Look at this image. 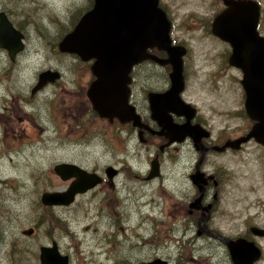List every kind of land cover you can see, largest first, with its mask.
Here are the masks:
<instances>
[{
	"label": "rangeland",
	"instance_id": "obj_1",
	"mask_svg": "<svg viewBox=\"0 0 264 264\" xmlns=\"http://www.w3.org/2000/svg\"><path fill=\"white\" fill-rule=\"evenodd\" d=\"M31 3L0 0V11L8 9L13 26L26 32V49L14 62L6 53L0 55V94H28L37 73L46 68L59 70L62 77L35 98L33 121L10 98L0 107V264H40L39 247L52 241L70 264H138L157 257L170 264H232L223 244L196 237L192 228L183 231L179 225L184 214L173 191L185 186L176 177L197 158L189 143L180 157H170L177 154L172 150L161 164L160 177L147 180L149 161L160 142L142 143L128 125L109 124L92 112L76 115L90 78L89 64L60 52L57 43L69 33L68 24L78 12L91 7L90 1L37 0L29 11ZM161 5L174 21L172 38L187 50L181 97L196 108V121L212 130L211 142L245 135L252 123L243 109L241 72L227 63L228 44L210 32L213 0H161ZM169 71L154 62L133 71V100L146 117V94L166 89ZM54 94L62 101L57 100L53 112L44 99ZM243 144L237 151L205 156L207 171L227 173L217 214L218 226L232 234L243 232L247 221L262 222L263 216L264 150L252 139ZM59 162L101 172L113 165L120 174L113 188L98 184L69 206H44L42 192L65 191L73 180L53 171ZM254 238L264 250V239ZM256 264H264V258Z\"/></svg>",
	"mask_w": 264,
	"mask_h": 264
},
{
	"label": "water",
	"instance_id": "obj_2",
	"mask_svg": "<svg viewBox=\"0 0 264 264\" xmlns=\"http://www.w3.org/2000/svg\"><path fill=\"white\" fill-rule=\"evenodd\" d=\"M226 8L219 12L212 22V33L231 47L227 58L229 65L242 71L240 84L244 91V110L253 122L249 131L238 138L227 140L222 151L229 147L238 150L241 143L254 139L264 146V38L257 30L258 7L253 2L223 0ZM170 21L158 6V0H93V6L87 10L71 32L59 42L62 52L77 54L86 61L93 59L91 71L95 79L87 89V95L93 108L102 117H117L120 122L131 121L138 128L149 129L133 106L128 105V87L132 67L150 59L160 65H171L169 72L170 87L162 93L150 92L151 118L162 129H166L169 142L181 141L185 137L193 140L194 147L200 149L202 137L209 132L199 124L191 125L196 110L180 97L184 88L182 56L183 46L172 45L169 37ZM22 34L16 30L4 13L0 12V47L8 50L9 56L22 49ZM156 47L167 53L166 58L158 57L147 51ZM59 77L57 71L46 70L38 75V86ZM168 112L183 115L181 125L172 123ZM141 130L138 137L141 140ZM161 134V132H157ZM206 150V149H205ZM202 150L200 158L204 156ZM201 159H199L200 161ZM53 171L63 180L72 178L65 191L43 192L41 203L46 206L69 205L77 194L86 192L100 182L96 173L88 172L72 163H58ZM116 173L113 167L106 168L111 178ZM159 174L157 157L150 161L148 178ZM196 179L197 176L195 175ZM252 232L263 235L264 231L253 227ZM32 230L25 231L29 234ZM233 264H253L260 257V249L252 241L244 239H225ZM40 264H69L68 256L62 255L55 241L51 246H41ZM142 264H169L168 261L155 258Z\"/></svg>",
	"mask_w": 264,
	"mask_h": 264
},
{
	"label": "flooded vegetation",
	"instance_id": "obj_3",
	"mask_svg": "<svg viewBox=\"0 0 264 264\" xmlns=\"http://www.w3.org/2000/svg\"><path fill=\"white\" fill-rule=\"evenodd\" d=\"M200 1L204 2V0H200ZM234 1L253 2L257 5V7H258V22H257L256 30L260 36L264 37V0H234ZM217 3L221 4V7H215ZM92 6H93V0L91 2V7L89 9H91ZM158 6L164 11L167 19L170 21L171 26H170V30H169V37L171 40V44L179 45L176 43V41L171 36L172 29L174 27L173 19H171L169 17L168 11L161 5V0H158ZM224 8H226V6H225L223 0H213V5H212V9H211L213 17H212V21H210V24H211L210 32H211V34H213L211 30H212V22L214 20V17L219 12H221ZM86 11L78 12V14H77L78 17L75 16V17H77L76 20L72 24L71 23L68 24V25H70L69 32L73 30L77 21L80 19L82 14L85 13ZM0 12L4 13L5 16L8 18V20L10 21L11 18L9 17V15L11 16V14H10V11L8 9L1 10ZM15 28L18 31H20V33L22 34V41H23L22 49L20 51H18L17 53H15L13 58H11L9 56L8 50L0 47V55L2 53H6V56L8 57V59L11 62H14L16 60L17 55L20 52H24V50L26 49V46H25L26 45V32L23 31V29L21 27L19 28V27L15 26ZM59 42L57 43V46H58ZM227 44L229 46V49H231L229 43H227ZM147 51L152 53V54H155L161 58H166L168 56L164 50H158L156 47L148 48ZM70 54L74 55L75 58L78 59V61H80L83 65L87 66V64H89V70L91 73L85 92L80 93V94H83L84 98H83V102L79 103L78 109L80 110V112L78 111L76 115L78 117H82L83 115H86L88 112H92V114H95L97 117L101 118L102 120H106L109 124H125V125H128L130 128H132L133 131L136 130L137 136H138L139 130H141L142 131L141 132V140H139V141L142 143H146L147 141H149L151 139H155L157 142H160L158 145V151L153 154V158L157 157V160L159 163L160 174L157 177H160L162 175L161 170L163 167L162 166L163 162H165V159L171 154L172 150H175L177 154L170 155V157H173L174 155H178V157H180L182 154V150H184V148L187 145L186 143H189L191 145L189 147V151L193 153L194 158H195V155H197V158L195 160L193 159L195 162L194 163L192 162L193 165L190 164L191 166L189 167L188 171L184 172L181 177H176V178H180L183 181V184L185 186H181V187L177 188L176 191L172 190L174 193V198L180 204L181 210L183 211V214H184V215L180 214V218H179V222H180L179 225L181 227H183V231H185L186 229L192 228L194 236L199 237V238H207V239H210L214 242H218V243L223 244L227 248L229 256H230V252H229V249L227 247V244L225 243V239H231V240L244 239L246 241H252L260 249V257L253 264H256L257 262L262 261L264 258V250L262 248V245L259 242L255 241L254 237L259 238V239H264V234L263 235H256L252 232L251 229L253 227H258L264 231V201L263 200L260 201V205H259V207L261 209V211L259 213L260 218L263 215L262 216V222L259 221V222L253 223L252 220L247 221L245 223L244 231L243 232L237 231L235 234H232V232L228 233L224 230V228L218 226V223L220 222V220H219V216L217 213L223 206V200L225 198V197H223V194H224L223 187H224V185L227 184L226 182H227L228 176H227V173L224 171H217L215 169H212V170L208 169L209 171H207L205 169V156H206V154H208L211 151L217 152L218 154H225L226 152L237 151V150H233L229 147L225 148L222 151H217L214 149L215 146L221 147L227 140H229L231 138H220V139L217 138L211 142L210 139L212 137V130L204 127L203 126L204 123L196 121L198 114H197L196 108H194L193 106L192 107L196 110V112H195L194 117H192V119L190 121L191 125L199 124L200 126H202L205 130H207L209 132L208 137H202L201 138L200 142H201L202 146L200 147V149H196L194 147L193 140L190 137H185L184 139H182L179 142H177V141L169 142L170 138H169V135L167 133V130L162 129V127L158 125L157 121L151 118V110H150V103L148 100V94L150 92L162 93L170 87V79L168 76L170 71L167 74L169 84H168V87L166 89H164L162 91L150 90L146 94L147 104H148L147 108L149 110V117H146L145 114H142L141 109L134 102L133 99H136V97L132 91L131 84L133 82V80H132L133 79V77H132L133 71L136 68H138L139 66L146 64L148 62H153V61H151L150 59H145V60L141 61L140 63L134 65L132 67V71L130 72L131 82L129 85L130 92L128 94V105H131L134 107L135 112L140 116L141 121L144 124H146L149 127V129H151L153 131V133H152L150 130L145 129L143 127L138 128L137 126H134L131 121L122 123V122H120V120L117 117L108 118V117L100 116L98 114V112L93 108V105H92V103H91V101L87 95V89L89 88V85L91 84V82L95 79V77L91 71V65H92L94 60L90 59V60L84 61V60L80 59V57L77 54H74V53H70ZM183 65H184V61L182 58V72H183ZM162 66L170 67V70H171L170 64H166V65H162ZM44 70L58 71L59 75H60L58 80H60L62 77V73L55 68H46ZM41 71H43V70H41ZM41 71H39L37 73L35 82L31 86L28 87V94H0V102H3L5 100L4 103H0V107H2L4 104L9 102V98H10L11 105H13V107H15V109L18 112H19V108L22 109L24 111L23 115L28 116L29 119H31L33 121V117L35 114L33 111V106L37 107L35 98L39 95L40 92L44 91L47 86L55 85L58 82V80H55L52 82H46L41 87H37L38 86V75ZM85 72H86V70H85ZM183 77H184V75H183ZM184 86H185V82H184ZM180 97H181V93H180ZM84 99H86L87 101ZM57 100L62 101V99L57 94H54L53 96L50 95L47 99H44V101H45L44 105L45 106L48 105V108L54 112L55 108H56L55 104H56ZM185 102H187V101H185ZM69 113L71 115L73 114L72 109H69ZM23 115L22 116L20 115L18 118L26 120L27 117L23 116ZM168 115L171 117L172 123H174L176 125H181L185 122V117L183 115H177L173 112H168ZM157 132H161V134H158ZM250 140H248V141H250ZM247 142H245V143H247ZM255 143H256V146H259L261 149L264 150V146L260 145L257 142H255ZM241 147H242V145L240 146L239 149H241ZM202 150H205V152H204V156L202 158H200ZM199 159H201V160L199 161ZM190 161H192V159ZM68 163H72V162H68ZM184 164H186L185 161L180 162V165H184ZM149 166H150V161H149ZM107 167H113L116 170V173L111 178H109L106 174V168ZM84 169H86V168H84ZM86 170L88 171V169H86ZM89 172L96 173L99 176L100 182L98 184L100 186L104 185V184H108V186L113 188L114 187V177H116L120 174L119 173L120 169L116 168L113 165H106L103 169V172H101L95 168L91 169ZM148 174H149V168L147 170V175L144 177V179H147V180L152 179V178H148ZM195 175L197 176L196 179L194 178ZM170 177L174 178L173 175H171ZM230 259H231V256H230ZM143 262H145V261H141L138 264H142ZM232 264H233V262H232Z\"/></svg>",
	"mask_w": 264,
	"mask_h": 264
},
{
	"label": "bare ground",
	"instance_id": "obj_4",
	"mask_svg": "<svg viewBox=\"0 0 264 264\" xmlns=\"http://www.w3.org/2000/svg\"><path fill=\"white\" fill-rule=\"evenodd\" d=\"M35 1H37V0H31L32 3L29 5V8L27 7V9H28L29 11H33V10L31 9V7H32L31 5H32ZM30 6H31V7H30Z\"/></svg>",
	"mask_w": 264,
	"mask_h": 264
},
{
	"label": "trees",
	"instance_id": "obj_5",
	"mask_svg": "<svg viewBox=\"0 0 264 264\" xmlns=\"http://www.w3.org/2000/svg\"><path fill=\"white\" fill-rule=\"evenodd\" d=\"M90 1V3L92 2V0H89Z\"/></svg>",
	"mask_w": 264,
	"mask_h": 264
}]
</instances>
